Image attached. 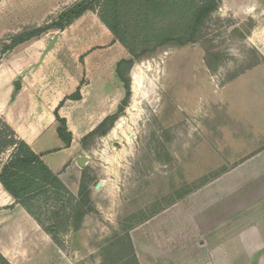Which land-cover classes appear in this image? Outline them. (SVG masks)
Listing matches in <instances>:
<instances>
[{"label":"rangeland","instance_id":"rangeland-1","mask_svg":"<svg viewBox=\"0 0 264 264\" xmlns=\"http://www.w3.org/2000/svg\"><path fill=\"white\" fill-rule=\"evenodd\" d=\"M77 1L0 0V82L11 89L22 80L33 89H52L68 74L84 86L99 66H105L107 90L114 87L113 67L130 54L100 20V6L62 31H48L4 49L13 36L50 23ZM127 42L132 44L130 34ZM260 64L264 65V0H221L199 27L195 41L144 52L125 69L130 96L105 130L108 133L120 116L128 119L134 72L140 84L137 117L134 125L124 127L129 137L134 136L128 142L120 138L116 146L111 145L114 141L104 143L107 133L82 138L89 160L81 177L90 191L84 209H93L87 212L85 226L80 223L69 231L74 229L67 221L71 207L62 191L40 187L27 201L58 239L69 234L68 258L78 251L73 264H135L126 236L130 228L238 162L242 153L234 141L243 132L235 128V116L242 105L232 102L247 94L238 78ZM112 102L108 110L117 112L119 104ZM8 153L12 149L0 155V164ZM99 181L103 185L96 189ZM79 187L80 183L77 195Z\"/></svg>","mask_w":264,"mask_h":264},{"label":"crops","instance_id":"crops-1","mask_svg":"<svg viewBox=\"0 0 264 264\" xmlns=\"http://www.w3.org/2000/svg\"><path fill=\"white\" fill-rule=\"evenodd\" d=\"M105 71L99 66L84 86L68 74L61 75L52 89H33L23 80L18 81L19 89H11L0 82V119L74 197L86 169L77 164L87 150L82 138L116 112L108 105L111 101L120 105L125 94L115 66L114 87L107 90ZM237 81L247 88L246 97L232 102L242 105L235 128L243 133L234 141L240 159L130 228L126 236L135 264H264V65L249 69ZM77 91L79 97L74 98ZM55 111L65 119L69 144L58 136ZM86 220L87 214L80 227ZM70 241L69 234L55 241L0 183V255L9 264H73L78 251L68 258ZM82 246L87 247V241Z\"/></svg>","mask_w":264,"mask_h":264},{"label":"trees","instance_id":"trees-1","mask_svg":"<svg viewBox=\"0 0 264 264\" xmlns=\"http://www.w3.org/2000/svg\"><path fill=\"white\" fill-rule=\"evenodd\" d=\"M220 2L221 0H78L64 8L50 23L26 29L13 36L4 49L14 48L48 31H62L74 20L100 6V20L113 34L114 40L124 44L130 54L129 58L120 59L115 65L116 74L125 90L118 111L105 118L89 134L101 136L107 133L106 123L123 109L130 96L129 80L125 76V69L131 67L144 52H155L168 44L183 45L195 41L199 27L216 10ZM165 20L167 23L162 24ZM129 34L132 44L127 42ZM73 97L78 98L79 92L77 91ZM54 115L58 123V136L69 144L71 136L66 131L65 119L61 118L57 111ZM8 149H12V153L3 164H0V183L4 188L33 215L27 201L31 199L36 189L48 186L55 188L56 193L60 191L66 193L71 207L67 221L74 229L77 228L87 212L93 210L91 206L84 209V206L90 203V191L83 177L78 195L74 197L45 166L40 157L24 141L18 139L6 123L0 120V155ZM36 219L40 222L37 217ZM44 229L59 242L50 228L44 227ZM0 264L9 263L0 255Z\"/></svg>","mask_w":264,"mask_h":264},{"label":"bare ground","instance_id":"bare-ground-1","mask_svg":"<svg viewBox=\"0 0 264 264\" xmlns=\"http://www.w3.org/2000/svg\"><path fill=\"white\" fill-rule=\"evenodd\" d=\"M134 68L136 69V68H138V66H136ZM131 79H132L131 80L132 98H131L130 103H129V105L126 109V112H125L126 115L128 116V119H127V117L120 116V118L113 125L112 130L108 131V133L105 135L104 140H103L105 144L112 143L113 141H119L120 138H125L127 142L131 140L129 135H128V131H126V129H124V127L125 126L128 127L129 126L128 124L134 125L133 124L134 118L136 119V117H137V115L134 114V111L137 108V99H138L139 94H140V92H139V90H140L139 85L140 84H139V81L136 79L134 72H132ZM130 117L131 118L133 117V118L130 119Z\"/></svg>","mask_w":264,"mask_h":264},{"label":"water","instance_id":"water-1","mask_svg":"<svg viewBox=\"0 0 264 264\" xmlns=\"http://www.w3.org/2000/svg\"><path fill=\"white\" fill-rule=\"evenodd\" d=\"M14 87H15L16 89H19V88H20V82H18V81L14 82ZM117 120H118V119H117ZM117 120H116V121H117ZM116 121H115L113 124H115ZM112 128H113V126L110 128V130H112ZM110 130H109V131H110ZM133 136H134V134H130V139H132ZM118 143H119L118 141H114V142L112 143V145H113V146H116ZM88 159H89V156H87V155L80 156L79 159L77 160V164H78V166H80V167L83 168V167L86 165V162L88 161ZM102 185H103V182H102V181H99V182L96 183L95 188L98 189V188H100Z\"/></svg>","mask_w":264,"mask_h":264}]
</instances>
